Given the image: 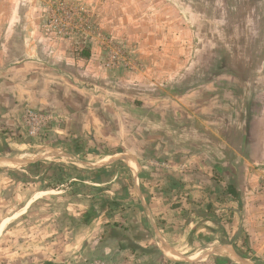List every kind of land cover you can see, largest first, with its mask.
<instances>
[{"label": "rangeland", "instance_id": "obj_1", "mask_svg": "<svg viewBox=\"0 0 264 264\" xmlns=\"http://www.w3.org/2000/svg\"><path fill=\"white\" fill-rule=\"evenodd\" d=\"M33 1L35 0H21V4L28 6L26 12L31 10ZM101 1L37 0L41 33L53 38L56 41L54 45L60 43L69 48L68 52L79 59L87 60L92 54V48L95 50L101 48L107 55L105 68L109 74V69L113 68L112 71L119 74L122 70L132 74L131 82L139 81L143 72H149L146 73L149 78L159 79L157 75L163 74L156 75V68L167 66L165 62L157 60L155 65H151L147 59H139L140 57L136 55L139 53L137 50L150 51L151 47L153 48V44L149 43L154 36L151 40L145 41L146 35L133 34L132 45H135L137 39L142 41L138 42L137 49L107 35L98 19L97 6L99 7ZM146 1L115 0L111 7L116 14L122 9H129L126 20L132 21L133 25L148 24L144 27L145 30L153 29L149 27L153 22L152 15L150 17L148 15V8H151L161 22H165L163 27L166 26L167 32L176 33V36L168 39L158 37L156 45L159 44L160 49L168 51L175 49L181 41L187 58H183L181 63V74L169 83L161 85L159 79L157 86L145 85L147 86L145 90L132 84L131 88L125 89L126 92H118V97L124 96L122 99L127 100L134 108H141L144 101L146 103L150 101L148 108L156 112L161 110L165 114L168 110L171 113L176 110L182 116V132L189 134V137L193 138V143L190 141V144L197 147H201L202 141L197 134L199 130L204 131L203 122L206 120L208 126L213 127L219 135L217 139L210 135L211 140L216 139L220 143L223 131L224 142L228 141L232 150H238L241 154L239 156L231 153L232 162L264 164V0H151L150 3ZM161 26L159 25L157 29L159 30ZM142 46H145V49ZM145 66H150V69H146ZM72 75L70 74L71 80L74 79ZM105 93L104 95L107 94ZM26 105L20 108L19 123L12 125L11 129H0V134L4 136L0 139V159L6 160L1 165L5 172L0 169V228L5 219L20 210L27 197H31V200L39 196L44 197L40 192L43 188H56L55 192L68 191L64 194L48 195L32 205L24 222L28 227H33L28 231L33 230L29 231L30 234H25L26 231L21 234L24 238L18 235L19 227L10 225L13 228L11 231L16 233L8 234L0 240V264H24L20 260L22 257L21 251L18 250L19 244L21 241L27 244L34 238V241L47 243L51 237L41 231L51 232L49 225L53 220H49L50 213L56 216L54 218L62 217L65 224L72 222L75 225L74 216L81 210H90L96 195H99L98 199H102L101 202L97 199V202L101 207L107 206L105 208L107 210L108 208L121 210V213L131 209L132 211L137 209L138 212L146 211L145 206L139 208L136 202L131 207L125 202L133 189L126 185L132 186L135 176L139 177L138 170L143 172L144 184L142 180L141 184L150 194L160 191L172 200L176 194L178 199L180 195L185 197L184 194L193 190L191 187H180L178 183L180 181L185 185L189 182L190 171L194 170L192 166H198L202 158L191 161L193 156L185 153L158 154V143L162 145V141L159 142L157 137L160 126L157 118L152 119L154 123L150 124L151 137L147 139V144L157 149L155 152L146 153L144 139L140 136L141 132L147 133L143 130L145 123L142 125L137 123L139 120L136 118L140 119L143 115L138 110L127 111L126 121L113 124L112 136L108 134L110 138L106 136L97 139L89 131L83 133L81 129L79 130L77 122L62 125L63 118L61 119L57 113L38 111ZM128 107L130 108L129 105ZM28 111L39 116L35 124L29 121ZM193 115L207 118L200 121ZM195 123L200 124L198 128L194 127ZM64 127L67 134L59 131ZM196 141L198 143H195ZM211 142L204 138L203 144ZM184 143L185 141H182V144ZM120 151L136 152L137 154L133 156L139 160L140 166L136 167L137 169L128 168L130 155L116 154ZM108 158H113L116 162L101 164ZM93 175H101L105 179L116 176L121 178L119 188L123 190L118 198L121 202L118 206L112 207L113 201L110 198L117 197L116 193L110 194L114 193L111 187H93L89 190L87 185L71 181L91 179ZM213 176L214 179L223 180L218 173ZM69 182L71 189L63 187L57 189ZM218 191L221 196L219 200H222L225 191L222 188ZM93 198L94 200H91ZM77 205H83L85 208ZM45 215H47L45 218L49 219L41 220ZM60 237L58 234L54 236L55 239ZM166 251L175 262L185 261L183 258L186 259L190 255L189 253L182 255L176 250ZM247 252H241V256L244 259L247 256L252 258L251 253ZM159 257L161 254H156L153 262ZM85 264L104 263L99 260H88ZM182 264L189 263L185 261Z\"/></svg>", "mask_w": 264, "mask_h": 264}, {"label": "crops", "instance_id": "obj_2", "mask_svg": "<svg viewBox=\"0 0 264 264\" xmlns=\"http://www.w3.org/2000/svg\"><path fill=\"white\" fill-rule=\"evenodd\" d=\"M114 1L102 0L99 7L97 6L100 25L107 35L125 42L131 48L138 49V42H142L137 39L135 45H132L133 34L146 35L145 41L154 36L149 43L153 44V48L147 51L142 46L145 50H137L139 53L136 55L139 59H147L151 65H155L157 60L165 62L167 66L156 68V75L159 73L165 76L157 75L160 83L155 77L149 78L146 74L149 72L141 73L139 81L136 82L130 81L132 74L125 70L119 74L111 68L109 74L105 68L107 55L100 47V50L92 48V54L86 60L76 58L68 52L69 48L60 43L54 45L56 41L53 38L41 33L37 0L32 2L28 12L25 11L28 6L21 4V0H0V129H11L12 125L19 123L20 108L28 104L26 106L38 111L57 113L64 119L62 125L77 122L83 133L89 131L97 139L106 136L110 138L108 134L112 136L114 125L126 121L127 111L135 109L143 114L140 119H136L140 125L145 123L143 130L147 134L141 132L140 137L144 139L146 153L155 152L157 149L147 144L152 132L150 124L154 123L152 119L157 118V123L160 124L157 137L159 142L162 141V145L158 143V154L185 153L193 156L191 161L202 158L198 166H192L194 170L190 171L189 182L185 185L180 181L178 183L180 187H191L193 190L184 194L185 197L180 195L178 199V194L175 193L172 200L160 191L150 194L149 190L143 188L144 175L138 170L139 177L135 176L132 186L126 185L133 189L125 202L130 207L136 202L139 208L145 206L146 211L131 209L121 213V210H107V206L101 207L98 203L102 199H98L99 195H96L95 200L91 199L94 203L90 210H81L74 216L75 225L72 222L65 224L62 217L54 218L56 216L52 213L49 214L50 219L45 218L47 214L41 220H53L49 225L51 232L45 230L41 233L45 232L51 238L47 243L34 241V237L27 244L21 241L18 247L22 257L20 260L24 264H85L88 260H99L104 264H182L185 261L189 264H264V164L232 162L231 153L239 156L241 154L238 150H232L228 141L224 142L223 131L221 142H217L218 132L209 127L206 120L203 122L204 131L199 130L197 134L202 140L201 147H197L190 144V141L193 143V138L182 132V116L176 110L173 113L168 110L165 114L161 110L156 112L148 108L150 101H144L141 108H134L127 100L122 99L124 96L118 97V92H126L125 89L131 88L132 84L145 90L150 85L169 83L181 74V63L183 58H187V52L183 51L181 41L175 49L168 51L160 49L159 44L156 45L158 37L168 39L176 36V33L167 32L166 26L163 27L165 22H161L151 8H148V15H152L153 22L149 27L153 29L145 30L144 27L148 24L133 25L132 21L126 20L129 9H122L118 14L113 13L111 6ZM146 2L150 3L151 0ZM159 25L162 26L158 30ZM145 68L150 69V66ZM70 74H73L74 79L71 80ZM193 117L200 121L207 118ZM195 124V128L200 125ZM59 131L67 134L65 127ZM210 135L216 139L211 140ZM1 138H4L2 134ZM204 138L212 142L204 145ZM182 141L185 143L182 144ZM116 154L130 155L128 168L137 169L140 166L139 160L133 156L136 152L120 151ZM5 161L0 159L2 171L4 167L1 165ZM215 173L221 175L223 180L214 179ZM71 181L87 185L89 190L93 187H111L114 193L110 194L116 193L117 198H110L113 206L111 203L110 205L114 207L121 203L118 198L123 190L119 188L122 180L117 176L105 179L101 175H93L91 179ZM70 182L57 189H71ZM221 188L225 192L222 200H219L221 196L218 190ZM55 189L43 188L40 192L47 197L68 191L55 192ZM44 197H35L33 200L27 197L20 210L5 219L0 228V240L8 234L15 235L16 232L11 231L12 224L19 227L20 237L25 231V234H30L29 231L33 229H28L33 227H28L24 220L32 205ZM77 207L85 208L83 205ZM57 234L61 236L60 239L54 238ZM166 250L190 255L183 258L185 261L175 262ZM247 251L252 258L244 255L247 256L244 259L241 256V252ZM156 254H161V257L153 262Z\"/></svg>", "mask_w": 264, "mask_h": 264}, {"label": "built area", "instance_id": "obj_3", "mask_svg": "<svg viewBox=\"0 0 264 264\" xmlns=\"http://www.w3.org/2000/svg\"><path fill=\"white\" fill-rule=\"evenodd\" d=\"M27 116H28L29 121H31L33 124H35L39 118V116L32 111H28ZM37 116H38V118H37Z\"/></svg>", "mask_w": 264, "mask_h": 264}, {"label": "bare ground", "instance_id": "obj_4", "mask_svg": "<svg viewBox=\"0 0 264 264\" xmlns=\"http://www.w3.org/2000/svg\"><path fill=\"white\" fill-rule=\"evenodd\" d=\"M116 160L113 159V158H108L104 161V163H101V164H105V165H108V164H112V163H115Z\"/></svg>", "mask_w": 264, "mask_h": 264}]
</instances>
